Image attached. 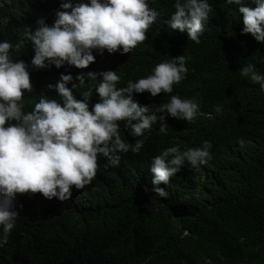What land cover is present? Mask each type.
I'll use <instances>...</instances> for the list:
<instances>
[{
    "label": "trees",
    "instance_id": "16d2710c",
    "mask_svg": "<svg viewBox=\"0 0 264 264\" xmlns=\"http://www.w3.org/2000/svg\"><path fill=\"white\" fill-rule=\"evenodd\" d=\"M149 2L164 9L165 18L172 8V0ZM208 2L214 11L199 44L158 22L131 53H107L101 71L123 73L118 87H125L129 79L152 74L156 64L185 54L191 58L189 71L203 72L215 94L227 73L248 63L264 73V44L247 40L255 48L249 51L233 39L236 30L226 35V22H236L238 7L225 0ZM58 7L59 0H11L0 8V21L4 17L10 21L7 26L0 23V41L15 43L24 27L38 19L53 23ZM31 50L25 47L19 57ZM33 70L35 93H25V112L42 92L59 99L47 85L55 83L60 73L75 77L88 71L67 65ZM231 84L236 88L223 95L222 106L211 104L210 115H201L196 123H177L166 116L167 134L159 131V122L153 125L142 137L145 144L139 154H122L116 167H105L107 161L101 157L97 177L83 190L73 187L69 200H47L39 193L18 195L15 228L0 249V264H205L206 257L209 264H264V91L248 80L242 85L234 79ZM85 90H74L77 98ZM146 93L133 94L134 99L143 104ZM168 97L158 95L150 107L155 110ZM98 99L94 91L90 108ZM119 124L125 140L134 143L136 138L125 131L124 122ZM191 130L217 137L213 144L220 170L229 171L234 163L239 166L218 185L209 180L199 188L191 185L190 172L183 170L165 187L167 198L156 196L148 188L147 163L167 147L186 144L181 134ZM239 138L245 140L242 148Z\"/></svg>",
    "mask_w": 264,
    "mask_h": 264
},
{
    "label": "clouds",
    "instance_id": "9594fccd",
    "mask_svg": "<svg viewBox=\"0 0 264 264\" xmlns=\"http://www.w3.org/2000/svg\"><path fill=\"white\" fill-rule=\"evenodd\" d=\"M10 2L2 0L0 8ZM225 2L239 11L236 22H226V35L236 30L233 39L249 51L255 48L247 40L264 44V0ZM213 11L208 0H172L166 18L164 9L151 7L149 0H59L53 23L38 19L35 25L24 27L15 43L0 41V249L15 228L18 195L39 193L47 200L67 201L73 187L83 190L91 185L101 157L107 161L105 167L119 166L122 154L140 153L145 144L142 137L153 125L159 122V131L167 134L166 116L177 123H196L201 115H210L211 104L222 106L223 95L236 88L231 84L234 79L242 85L246 80L259 83L264 91V73L248 63L227 73L221 91L215 94L203 72L189 71L191 58L185 54L156 64L152 74L129 79L125 87H118L123 73L101 71L107 53H131L158 22L199 44ZM9 22L8 17L0 21L4 26ZM27 46L31 52L19 57ZM65 65L88 71L75 77L60 73L55 83L47 85L59 99L42 92L25 112V93H35L30 69ZM85 88L77 98L74 90ZM94 91L99 99L90 108ZM144 93L143 104L134 99L133 94ZM161 94L169 95L167 102L153 110L150 105ZM119 122L136 138L134 143L125 140ZM181 136L186 144L167 147L147 163L148 188L156 196L167 198L165 187L183 170L190 172L191 185L199 188L209 180L218 185V180L233 175L239 166L234 163L229 171L220 170L218 148L213 144L216 136L196 130ZM237 143L242 148L245 140L239 138ZM205 264H209L207 257Z\"/></svg>",
    "mask_w": 264,
    "mask_h": 264
}]
</instances>
